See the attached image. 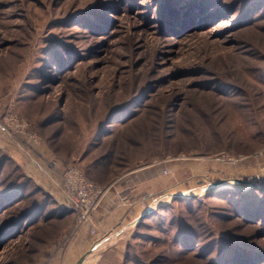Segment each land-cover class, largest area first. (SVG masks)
Wrapping results in <instances>:
<instances>
[{
  "label": "rangeland",
  "instance_id": "obj_1",
  "mask_svg": "<svg viewBox=\"0 0 264 264\" xmlns=\"http://www.w3.org/2000/svg\"><path fill=\"white\" fill-rule=\"evenodd\" d=\"M70 167L159 174L120 264H264V0H0V264L63 253Z\"/></svg>",
  "mask_w": 264,
  "mask_h": 264
},
{
  "label": "crops",
  "instance_id": "obj_2",
  "mask_svg": "<svg viewBox=\"0 0 264 264\" xmlns=\"http://www.w3.org/2000/svg\"><path fill=\"white\" fill-rule=\"evenodd\" d=\"M159 179V174L152 168L136 169L108 185L93 222L78 224L76 214L71 213L74 216L65 218L63 231L67 232L61 239L57 237L66 243L63 253L52 264H77L91 250L101 251L100 256L92 260L91 254L83 264L122 263L135 222L151 204L148 196L156 194ZM159 188L163 189L162 186ZM93 229L95 233H92Z\"/></svg>",
  "mask_w": 264,
  "mask_h": 264
},
{
  "label": "built area",
  "instance_id": "obj_3",
  "mask_svg": "<svg viewBox=\"0 0 264 264\" xmlns=\"http://www.w3.org/2000/svg\"><path fill=\"white\" fill-rule=\"evenodd\" d=\"M36 164L42 172L50 177L54 176L42 162H36ZM169 173L165 170L166 175ZM54 184L65 197L67 206L75 211L78 224L94 221V214L106 195V190L101 185L88 179L81 170L74 167L68 168L61 179H55ZM95 232L93 229L92 233Z\"/></svg>",
  "mask_w": 264,
  "mask_h": 264
},
{
  "label": "water",
  "instance_id": "obj_4",
  "mask_svg": "<svg viewBox=\"0 0 264 264\" xmlns=\"http://www.w3.org/2000/svg\"><path fill=\"white\" fill-rule=\"evenodd\" d=\"M235 181L238 182V183H240V184H248V185H250V187H256V186H257L256 183L251 182V181H249V180H245V179H235ZM222 183H225V182H224V181L216 182L215 185L218 186V185H220V184H222ZM145 215H146V213H143V214L140 216L139 219H142ZM90 253H91V251L88 252L87 254H85L84 256H82V257L79 259V261H78L77 264H83L84 261L86 260L87 256H88Z\"/></svg>",
  "mask_w": 264,
  "mask_h": 264
},
{
  "label": "trees",
  "instance_id": "obj_5",
  "mask_svg": "<svg viewBox=\"0 0 264 264\" xmlns=\"http://www.w3.org/2000/svg\"><path fill=\"white\" fill-rule=\"evenodd\" d=\"M113 153H114V149H111L110 151H108L104 156H103V159H106V160H110V159H112V163L114 162V160H113ZM40 211H41V216L43 215L44 216V214L46 213L45 212V210L44 209H41L40 208ZM40 213V212H39ZM28 218V215L26 214V216H25V218ZM24 218V219H25ZM14 225H8L7 227H3L1 230H0V234H2V233H4L6 230H8V229H10L11 227H13ZM128 256H129V254L127 253L126 255H125V259H126V262H127V259H128Z\"/></svg>",
  "mask_w": 264,
  "mask_h": 264
},
{
  "label": "bare ground",
  "instance_id": "obj_6",
  "mask_svg": "<svg viewBox=\"0 0 264 264\" xmlns=\"http://www.w3.org/2000/svg\"><path fill=\"white\" fill-rule=\"evenodd\" d=\"M232 185H233V181H228V182H225V183H222V184L218 185L217 188L232 187ZM213 187H215L214 184H213ZM203 189L205 190V187ZM96 252L98 253L99 250H96L94 252V254H96ZM94 254H92L91 257H89V258L93 259Z\"/></svg>",
  "mask_w": 264,
  "mask_h": 264
}]
</instances>
